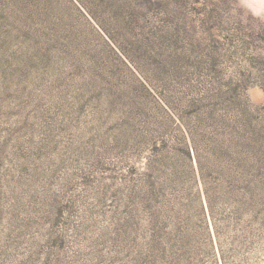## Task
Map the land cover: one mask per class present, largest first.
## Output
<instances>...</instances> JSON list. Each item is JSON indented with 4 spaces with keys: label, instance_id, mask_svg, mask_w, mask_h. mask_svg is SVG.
<instances>
[{
    "label": "rangeland",
    "instance_id": "obj_1",
    "mask_svg": "<svg viewBox=\"0 0 264 264\" xmlns=\"http://www.w3.org/2000/svg\"><path fill=\"white\" fill-rule=\"evenodd\" d=\"M0 264H264V0H0Z\"/></svg>",
    "mask_w": 264,
    "mask_h": 264
}]
</instances>
